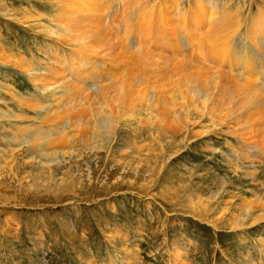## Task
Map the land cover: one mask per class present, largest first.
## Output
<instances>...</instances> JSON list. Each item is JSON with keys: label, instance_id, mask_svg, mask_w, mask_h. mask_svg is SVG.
<instances>
[{"label": "rangeland", "instance_id": "1", "mask_svg": "<svg viewBox=\"0 0 264 264\" xmlns=\"http://www.w3.org/2000/svg\"><path fill=\"white\" fill-rule=\"evenodd\" d=\"M0 264H264V0H0Z\"/></svg>", "mask_w": 264, "mask_h": 264}, {"label": "bare ground", "instance_id": "2", "mask_svg": "<svg viewBox=\"0 0 264 264\" xmlns=\"http://www.w3.org/2000/svg\"><path fill=\"white\" fill-rule=\"evenodd\" d=\"M205 7V6H204ZM203 7V8H204ZM212 8H213V6H211ZM213 9H215V8H213ZM210 10H211V8H210ZM212 11V10H211ZM205 13V12H204ZM202 14V13H201ZM207 14V13H206ZM205 14V15H206ZM136 15H137V13H136ZM208 15H209V12H208ZM208 17V16H207ZM210 17H211V15H210ZM201 18V17H200ZM197 21V20H196ZM202 21V20H201ZM205 21V20H204ZM218 21H220V18H219V20ZM198 23V22H197ZM200 23V22H199ZM203 23V22H202ZM194 24V23H193ZM199 25V24H198ZM191 26V25H190ZM193 28V27H192ZM128 31V28L127 27H125V34H124V40H123V42H122V44L124 43V45H130L129 44V36L127 37L126 36V32ZM153 31V30H152ZM192 31V30H191ZM161 32V31H160ZM165 32V31H164ZM166 33V32H165ZM153 35V34H152ZM151 35V36H152ZM156 35V34H155ZM154 35V36H155ZM165 35H167V34H162L161 33V36L159 37V38H162L163 36H165ZM122 38V37H121ZM150 38H152V37H150ZM156 38V37H155ZM164 38V37H163ZM214 37H212V39H213ZM123 39V38H122ZM168 39H169V37H168ZM164 40H165V38H164ZM121 41V40H120ZM214 44V43H213ZM215 45H213V50L214 49H216V48H218L217 46L216 47H214ZM130 47V46H129ZM177 47V46H176ZM175 47V48H176ZM142 46H139L138 45V47H136V50H135V52H136V55H135V58L137 59V58H139V57H141V55L143 56V57H146L147 55H146V52H144V54L142 53V54H140V51L142 50ZM174 48V51L176 50ZM178 51H180V48L178 47L177 48V50L175 51V52H178ZM216 51V50H215ZM224 53V52H223ZM222 53V54H223ZM212 54V53H211ZM93 55H94V52H93ZM93 55H91L89 58H93ZM215 55V54H214ZM221 55V54H220ZM160 56V55H159ZM159 56H157V59L159 58ZM218 56V55H217ZM222 56H224V54L222 55ZM216 58V57H215ZM225 58V57H224ZM226 59V58H225ZM225 59H223L222 60V62L225 60ZM94 60V59H93ZM228 60V59H227ZM80 61H82V58H81V60ZM217 61H219V60H217ZM95 62H99V59H96V61ZM251 75H252V77L254 78L255 77V75H254V73L253 72H251ZM62 80V82L60 83V87H63L64 88V86H66L67 85V79L66 80H64V79H61ZM75 85H77V84H75ZM82 85V84H81ZM69 86V85H68ZM84 86V85H83ZM83 86H81V87H83ZM76 87H78V86H76ZM75 89V88H74ZM256 89L258 90H262V88L261 87H256ZM76 91H77V89H76ZM117 91L120 93V97H124V91L121 89V87H119V88H117ZM96 95V94H95ZM97 95H99V92H98V94ZM131 104V103H130ZM67 110V109H66ZM78 110V109H77ZM74 111V112H73ZM71 110V111H69V112H67L66 114H64V116L65 117H68V119H70V115H72L73 113H75L76 111L75 110ZM89 112L90 113V108H88V107H85V108H83L80 112L83 114V113H85V112ZM93 111L95 112V110H94V108H93ZM64 112V111H63ZM73 112V113H72ZM79 112V111H78ZM71 113V114H70ZM96 113V115H90V117H92V118H94L95 119V121H96V125H97V128L98 127H102L101 129H99V132H102L103 130H104V128H105V123H106V121L102 118V116H101V114H102V112L100 111V112H95ZM87 114V113H86ZM80 116V115H79ZM82 116V115H81ZM72 123H74L75 125L74 126H77V124L79 123V122H75V121H72ZM81 124V122L78 124V125H80Z\"/></svg>", "mask_w": 264, "mask_h": 264}]
</instances>
